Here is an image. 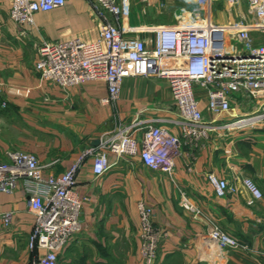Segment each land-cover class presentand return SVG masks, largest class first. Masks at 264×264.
Segmentation results:
<instances>
[{
    "label": "crops",
    "instance_id": "0c3cea01",
    "mask_svg": "<svg viewBox=\"0 0 264 264\" xmlns=\"http://www.w3.org/2000/svg\"><path fill=\"white\" fill-rule=\"evenodd\" d=\"M118 25L128 39L154 43V28L168 20L160 0H117ZM172 6L166 0V7ZM9 0H0V160L9 151L36 156L44 175H60L102 134L117 126L153 124L179 134L178 114L166 81L125 77L119 97L106 101L103 80H88L62 89L40 82L37 51L42 42L79 39L93 42L100 19L92 0H66L65 5L34 14L27 25L9 18ZM203 122H223L253 112L249 98L230 95V108L212 114L205 93L195 87ZM171 175L145 167L138 155L108 156L106 170L93 173V158L84 156L75 174L74 191L81 201L80 231L58 255L56 264H144L140 247L138 204L152 209V224L167 233L155 264H264V125L219 129L197 139L181 138ZM225 179L237 192L218 198L206 175ZM251 179L262 197L249 204L240 179ZM186 201L195 209L183 207ZM10 215L5 224L1 215ZM211 225L238 242L219 247L208 235ZM33 215L20 188L0 193V264H29L28 237Z\"/></svg>",
    "mask_w": 264,
    "mask_h": 264
},
{
    "label": "built area",
    "instance_id": "2783aa9c",
    "mask_svg": "<svg viewBox=\"0 0 264 264\" xmlns=\"http://www.w3.org/2000/svg\"><path fill=\"white\" fill-rule=\"evenodd\" d=\"M9 18L17 25L31 24L35 13L65 5L66 0H9ZM205 7L207 17L180 26L154 28V43L124 37L118 25L121 8L117 0H92L100 24L98 37L87 43L79 39L42 42L37 51L35 72L40 82L62 89L88 80L101 79L108 102H115L125 77H155L166 81L178 114L179 134L166 127L148 124L141 128L139 141L130 136L135 126H117L101 135L98 144L84 150L78 160L60 175H44L35 155L9 151L0 160V193L20 188L33 215L28 249L42 250L29 264H56L58 255L80 231L81 201L74 191L75 174L84 156L93 158V173L102 174L110 154L117 157L138 155L141 163L154 171L171 175L180 153L181 138L197 139L219 129L237 130L264 125V0H243L253 21L237 20L226 26L211 22L213 0H192ZM235 4L239 0H226ZM197 24V25H195ZM259 35L254 39L252 35ZM237 45L239 48H235ZM205 93L209 113H225L230 95L241 93L254 102L253 112L220 125L203 122L195 93ZM206 180L216 197L237 192L227 180L209 173ZM250 196L249 204L261 199L258 186L249 178L240 179ZM184 208L195 211L186 201ZM141 255L144 264H155L158 248L167 233L156 229L152 209L138 204ZM197 214L198 212H194ZM8 213L1 215L9 223ZM209 238L219 247L237 248L238 242L215 225Z\"/></svg>",
    "mask_w": 264,
    "mask_h": 264
},
{
    "label": "rangeland",
    "instance_id": "374dc122",
    "mask_svg": "<svg viewBox=\"0 0 264 264\" xmlns=\"http://www.w3.org/2000/svg\"><path fill=\"white\" fill-rule=\"evenodd\" d=\"M172 6L166 7V0H160L162 8H168L166 14L167 22L162 26H180L186 24H194L205 17V7L198 5L192 0H169ZM211 22L215 26H226L237 20H244L246 22L253 21L252 17L247 13V7L243 0H239L235 4H230L226 0H213L210 7ZM254 39H258L259 35H252ZM261 42L264 41V36H261ZM235 48L237 45L234 46ZM247 105L253 106L254 102L249 99Z\"/></svg>",
    "mask_w": 264,
    "mask_h": 264
},
{
    "label": "bare ground",
    "instance_id": "6f19581e",
    "mask_svg": "<svg viewBox=\"0 0 264 264\" xmlns=\"http://www.w3.org/2000/svg\"><path fill=\"white\" fill-rule=\"evenodd\" d=\"M195 25H197V24H195Z\"/></svg>",
    "mask_w": 264,
    "mask_h": 264
}]
</instances>
